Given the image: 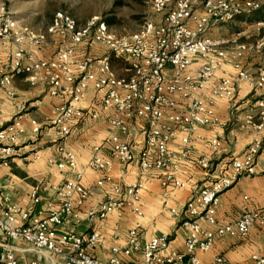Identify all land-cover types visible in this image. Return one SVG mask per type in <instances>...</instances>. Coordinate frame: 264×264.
Masks as SVG:
<instances>
[{
  "label": "built area",
  "instance_id": "obj_1",
  "mask_svg": "<svg viewBox=\"0 0 264 264\" xmlns=\"http://www.w3.org/2000/svg\"><path fill=\"white\" fill-rule=\"evenodd\" d=\"M262 0H153L148 24L131 36L117 37L97 18L83 26L70 15L58 12L45 32H36L18 21L0 23V46L10 49L6 61H0V94L13 103L16 114L3 123L0 105V167H7L15 158L18 138L24 132L21 117L24 102H17L13 82L22 78L31 86L42 84L49 97L57 99L54 116L48 127L58 134L56 170L73 174L75 180L53 188L56 208L47 216H33V209H21L0 189V234L7 240L0 243V264H18L15 243L23 242L34 255L30 264H100L92 252L102 245L95 224L105 223L112 215L126 210L137 218L144 217L140 208L143 182L113 183L115 162L122 170L135 166L140 176L155 175L162 189L183 190L186 183L178 176L182 162L191 158L195 143H205L211 155L219 151L221 124L215 109L225 101L232 105L239 90L246 86L256 97L254 111L244 125L254 132H264V42L255 47L236 44L226 49L213 41L210 32L235 21L239 16L257 12ZM200 6V11L198 10ZM48 38H59L54 55L39 59L34 51L42 48ZM92 47L102 48L107 56L96 58ZM256 55L259 62L249 71L242 60ZM121 60L130 75L118 77L109 58ZM195 71L193 73V69ZM89 88L100 96L99 101L84 109ZM103 118L109 134L104 144L90 151L87 169L97 175L95 186L111 185L110 192L85 213L91 232L87 236L63 232L66 226H78L80 209L90 198L80 180L84 171H76L75 155L64 140L74 124ZM31 132L39 135L42 124L30 121ZM201 129L215 131L206 137ZM131 136H139L142 148L136 152ZM179 140L177 153L170 144ZM7 142L6 144H3ZM106 149V150H105ZM264 151V140L254 137L240 158L230 163L229 171L206 187L199 189L182 210L167 208L181 220L184 250L171 248L173 234H161L141 244L142 226L126 233L125 243L110 248L106 264H202L199 254L210 252L216 239L245 238L249 231L264 228V212L243 207L231 224L219 225L217 211L220 196L241 178L255 175V162ZM107 152V153H105ZM194 160L197 169L206 174L212 168V157ZM39 187L31 193V201H40ZM246 201V198H244ZM111 237L119 239V225L112 227ZM132 257L136 262L128 261ZM252 264H264V254H254ZM209 264H231L217 256Z\"/></svg>",
  "mask_w": 264,
  "mask_h": 264
},
{
  "label": "crops",
  "instance_id": "obj_2",
  "mask_svg": "<svg viewBox=\"0 0 264 264\" xmlns=\"http://www.w3.org/2000/svg\"><path fill=\"white\" fill-rule=\"evenodd\" d=\"M59 42V38H48L46 44L34 53L39 59H49L54 55ZM10 49L12 48L0 46L1 62L6 61ZM90 53L101 59L107 56L106 51L102 48L92 47ZM116 62L123 64L119 71L124 72L126 75L121 77H128L130 73L125 69L124 63L111 57L109 58V64L113 72L116 74L113 68V64ZM258 62L259 57L256 55L253 59L245 57L242 60L243 65L249 71H254ZM192 69L194 73L195 68ZM116 76L118 75L116 74ZM13 88L17 94L16 101L24 102L26 107L21 117L24 132L18 138L15 146V158H12L7 167H0V189L12 203L18 205L21 209L30 210L32 208L33 216L45 217L57 205L53 188L61 186L66 181L76 179L73 174L60 173L56 170V147L59 137L55 130L46 126L47 122L54 116V108L59 104V101L49 97L50 95L47 94L44 85L31 86L22 78L14 80ZM99 98L100 96L89 88L86 102L82 104V107L89 109L94 104L96 105ZM255 100L256 97L253 93L246 86H243L237 93L235 102L232 105L225 101L217 103L216 115L220 123L225 124L222 131H217L218 134H221L219 151L211 155L207 144L195 143L193 145L191 158L182 162V173L178 176V179L187 185L183 190H164L160 187L159 179L155 175L140 176L135 166L122 170L115 162L112 172L113 183L121 179L120 175L123 176V182H133L138 179L143 182L140 208L144 217L142 219L137 218L124 210L121 216L112 215L107 222H97L95 224L94 229L101 234L102 245L92 252V256L100 264H106L110 248L124 244L126 233L137 225L143 228L140 236L141 244L162 233L170 234L174 228L180 227L181 220L172 216L167 208L177 211L182 210L185 203L199 189L211 185L213 181L225 175L231 169V161L241 157L254 137L264 140V132L256 133L244 125L245 117L251 115L254 111ZM0 105L3 123L7 124L16 114L14 105L4 100L3 94H0ZM31 120L44 125L39 135L32 134ZM200 133L206 137L216 135L215 131L208 132L205 129H201ZM108 134L109 130L103 118L96 121L85 120L74 124L70 135L64 140L65 147L75 155L76 171H84L85 173L80 182L83 188L90 192V198L80 209L81 223L78 226H66L59 233L72 231L87 236L91 232L85 221V213L89 208L96 206L110 192L111 185H105L101 188L96 187L97 175L87 169V164L90 159L91 148L103 145ZM130 139L133 140L135 151L138 152L142 148L141 138L131 136ZM170 146L177 154L181 149L179 140H173ZM210 155L212 157V168L210 172L204 174L195 167L194 160L201 156ZM255 164L254 176L241 178L232 188L220 196L216 218L219 225L233 223L240 216L243 207L264 212V151H261L258 155ZM35 187L40 188V201L38 204L33 205L31 193ZM244 198H246V201ZM115 224L120 227L117 241L111 237L112 227ZM172 238L171 248L177 252H182L184 250L182 230L178 228ZM6 242L7 240L0 234V243ZM14 246L17 247L18 264H30L34 259V255L26 251L28 245L18 242ZM254 254H264V228H252L247 237L243 239L230 238V236L216 239L210 252L198 256L202 264H209L217 256L225 257L231 264H252L251 257ZM137 260L135 257L128 259L131 262Z\"/></svg>",
  "mask_w": 264,
  "mask_h": 264
},
{
  "label": "rangeland",
  "instance_id": "obj_3",
  "mask_svg": "<svg viewBox=\"0 0 264 264\" xmlns=\"http://www.w3.org/2000/svg\"><path fill=\"white\" fill-rule=\"evenodd\" d=\"M246 1L235 0L238 4ZM115 3L118 5L114 6ZM152 3L153 0H0V23L18 21L36 32H45L54 15L64 12L79 26L93 18L113 20L109 30L117 37H125L140 32L148 24L153 14ZM261 7L264 9V0ZM256 17L257 13L215 28L210 37L224 48H231L233 41L253 48L264 42V35H261L264 22L258 23ZM252 54L246 58L253 59L255 55ZM122 66L121 62L113 64L119 77L126 75L119 71Z\"/></svg>",
  "mask_w": 264,
  "mask_h": 264
},
{
  "label": "trees",
  "instance_id": "obj_4",
  "mask_svg": "<svg viewBox=\"0 0 264 264\" xmlns=\"http://www.w3.org/2000/svg\"><path fill=\"white\" fill-rule=\"evenodd\" d=\"M117 5H118L117 3L114 4V6H117ZM255 13H257V17H256L257 22L258 23L264 22V9H262V7H261L257 12H254L253 14H255ZM245 17H247V16H239L236 19L239 20V19H243ZM102 22L107 26V28H110L113 26V20H104ZM261 35H264V33H261Z\"/></svg>",
  "mask_w": 264,
  "mask_h": 264
}]
</instances>
